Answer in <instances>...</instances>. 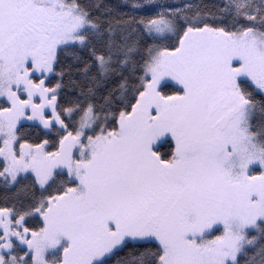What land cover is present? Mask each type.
Wrapping results in <instances>:
<instances>
[{"label": "snow or ice", "instance_id": "snow-or-ice-1", "mask_svg": "<svg viewBox=\"0 0 264 264\" xmlns=\"http://www.w3.org/2000/svg\"><path fill=\"white\" fill-rule=\"evenodd\" d=\"M0 264H264V0H0Z\"/></svg>", "mask_w": 264, "mask_h": 264}]
</instances>
